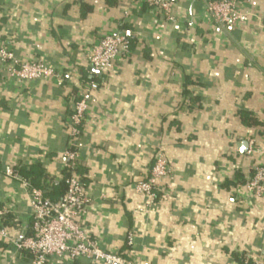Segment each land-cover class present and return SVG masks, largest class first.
<instances>
[{
  "label": "crops",
  "instance_id": "obj_1",
  "mask_svg": "<svg viewBox=\"0 0 264 264\" xmlns=\"http://www.w3.org/2000/svg\"><path fill=\"white\" fill-rule=\"evenodd\" d=\"M172 1L167 23L138 0H0V46L62 79L17 84L0 64V224L10 240L31 235V210L6 171L34 167L43 190L18 175L52 191L70 149L90 198L77 222L103 251L134 264H264V196L246 190L264 164V0H238L231 28L211 20L204 0ZM116 32L129 53L93 72L87 56ZM92 82L97 89L86 91ZM83 93L88 108L72 145L69 117ZM158 153L170 174L148 206L134 186ZM0 264L31 258L0 239Z\"/></svg>",
  "mask_w": 264,
  "mask_h": 264
},
{
  "label": "built area",
  "instance_id": "obj_2",
  "mask_svg": "<svg viewBox=\"0 0 264 264\" xmlns=\"http://www.w3.org/2000/svg\"><path fill=\"white\" fill-rule=\"evenodd\" d=\"M144 3L164 22L173 23L175 18L171 13L172 0H138ZM205 11L211 20L221 27L231 28L240 18L241 11L238 0H204ZM129 39L121 32L106 34L87 56L88 64L93 72H105L113 68L115 61L129 53ZM0 64L4 67L6 76L17 84L38 80L57 79L58 85L62 79L54 69L44 62H25L15 57L13 52L0 46ZM97 89L95 83H90L86 91ZM83 93L74 103L69 117L68 132L72 145L81 134L82 124L88 104ZM252 142H250L251 144ZM65 168L70 176L65 180L66 192L57 201H52L43 191L33 188L17 173L7 170L8 176L18 180L28 196L31 210V235L21 241L10 240L7 229L0 224V239L13 244L15 249L26 252L31 258V264H47L50 260H88L95 264H134L119 254L107 253L96 243L86 237L77 219L83 216L90 207V198L77 174L78 154L68 149L64 153ZM170 174L167 163L161 154H157L154 165L146 180L135 184L136 194L147 200L152 206L156 197L159 181ZM246 190L255 197L264 196V164L255 168L253 177L248 182ZM7 215L6 210H0V221ZM130 248L133 236L129 234L126 241ZM240 264H263L260 260L245 257Z\"/></svg>",
  "mask_w": 264,
  "mask_h": 264
},
{
  "label": "trees",
  "instance_id": "obj_3",
  "mask_svg": "<svg viewBox=\"0 0 264 264\" xmlns=\"http://www.w3.org/2000/svg\"><path fill=\"white\" fill-rule=\"evenodd\" d=\"M79 100V99H78ZM77 100V101H78ZM242 120H243V123L244 124H246L247 126H249V125H255L256 124V122L253 120V118H251L249 115H247V114H243L242 115ZM35 168L34 167H30V170H29V172H28V170L26 169L24 172H27L26 174H24V172H23V168H21L20 170H18V174L20 175V176H23L24 178H30V182H31V184L33 185V186H35V187H37V188H40V189H42L43 190V187H41V186H39L38 184V182H37V180H38V178H39V175H38V172H36L35 173V171H37V170H34ZM37 174V175H36ZM70 176V173L68 172V170H63V179H62V181L58 184V185H56V186H52V191H45L44 190V194L45 195H49V197H50V195H52V196H55L56 194V196H59L60 197V199L64 196V194H65V192H66V185H65V180L68 178ZM79 176V175H78ZM80 178V177H79ZM80 181H81V183L83 182L82 181V179H80ZM83 184V183H82ZM54 192H55V195H54ZM51 196V197H52ZM53 199V198H52ZM60 199H58V200H60ZM52 201H54V199L52 200ZM6 218L5 217H3V219L1 220V221H3V222H5L4 220H5ZM6 223V222H5ZM129 250H128V248H127V252H128ZM122 257H124L125 259L127 258L125 255H121Z\"/></svg>",
  "mask_w": 264,
  "mask_h": 264
},
{
  "label": "water",
  "instance_id": "obj_4",
  "mask_svg": "<svg viewBox=\"0 0 264 264\" xmlns=\"http://www.w3.org/2000/svg\"><path fill=\"white\" fill-rule=\"evenodd\" d=\"M246 148H247V143L244 142V143L242 144V151H245Z\"/></svg>",
  "mask_w": 264,
  "mask_h": 264
}]
</instances>
